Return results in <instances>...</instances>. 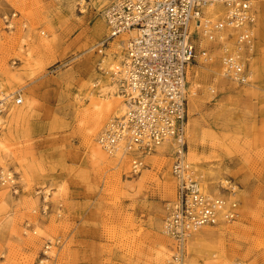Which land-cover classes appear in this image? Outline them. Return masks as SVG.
<instances>
[{"label":"rangeland","instance_id":"374dc122","mask_svg":"<svg viewBox=\"0 0 264 264\" xmlns=\"http://www.w3.org/2000/svg\"><path fill=\"white\" fill-rule=\"evenodd\" d=\"M259 2L252 86L223 85L213 76L197 85L193 119L202 133L199 147H188L189 162L198 173L193 153L209 187L217 183V196H230L223 180L237 187L241 218L205 227L198 252L187 246L186 264H264V0ZM106 7L71 14L57 0H0V98L12 94L7 106L24 114L5 123L0 135V175L2 161L14 163L8 168L14 184L0 181V264L39 263L47 240L58 243L56 264H157L171 255L173 242L164 234L176 198L171 154L152 166L149 157L159 148L137 175L128 161L115 167L111 159L92 157L109 122L107 105L114 102L96 99L87 87L116 54L112 44L99 53L108 34ZM115 60L118 65L122 58ZM18 92L24 99L19 106ZM7 220L9 227L1 228Z\"/></svg>","mask_w":264,"mask_h":264},{"label":"built area","instance_id":"2783aa9c","mask_svg":"<svg viewBox=\"0 0 264 264\" xmlns=\"http://www.w3.org/2000/svg\"><path fill=\"white\" fill-rule=\"evenodd\" d=\"M259 0H114L103 12L108 34L100 54L124 36L125 54L113 72L126 103V113L107 123L98 144L109 156L126 157L132 174L146 168V159L163 147L171 154L176 198L164 234L172 242L170 257L157 264H186L194 232L241 218L237 203L204 192L200 176L188 160L189 82L191 67L201 57L219 53L222 77L237 85L253 80L251 62L257 50ZM218 8L216 15L208 14ZM9 23L10 20L7 19ZM202 37L207 40L203 46ZM0 98V128L7 106ZM17 93L14 104H23ZM2 185L11 176L0 175ZM235 193L230 189L231 198ZM55 240H47L43 258L52 261Z\"/></svg>","mask_w":264,"mask_h":264},{"label":"bare ground","instance_id":"6f19581e","mask_svg":"<svg viewBox=\"0 0 264 264\" xmlns=\"http://www.w3.org/2000/svg\"><path fill=\"white\" fill-rule=\"evenodd\" d=\"M112 0H57V3L61 5L63 8H66L69 10L71 14L76 13V10L78 8L81 9V11L84 13L88 9L92 8H99L100 10H103ZM218 8H213L210 9L208 14H213L216 15L218 12ZM256 11L259 17H261V11L262 8L260 6V2H257L256 5ZM99 30L100 27H97ZM202 44L203 46L207 45V40L202 37ZM127 46V39L124 36H120L116 38L112 42V47L116 50V54L113 57L112 54H109L107 57L106 61V68H100L101 71H104L103 74H99L97 72H94L89 78L88 81V90L90 91V94H93L96 99L104 97V100H111L113 99V103L107 105L106 110L109 112V115L107 116V121L108 123L114 121L117 118H121L125 113H126V103L124 100L123 95L121 94L120 91V85L118 82L117 77L114 76L113 72L116 70L117 67V62L116 58L121 59L122 56L120 55L121 51L124 50ZM108 50V49H107ZM110 50V49H109ZM90 52H93V48L90 50ZM210 58H203L199 59L200 67L196 68L191 67L189 69L188 73V82H189V89H190V94H189V146L192 148L199 147V138L202 133V129L199 125V123L193 119V116L195 115L197 108H198V103L199 99L196 98V92L195 88H197V85H199L203 80H207L210 76H213L215 78L216 82H220L224 85V83L229 82L225 80L222 77V66L219 61V53L218 52H212L209 56ZM115 58V59H114ZM254 59L251 62V68L253 67V62ZM100 65L103 64V61H101ZM254 74V72L252 71ZM252 84V83H251ZM249 84V86H252ZM248 86V85H246ZM2 87V86H0ZM212 90V87H210ZM213 91V90H212ZM99 94H101L99 96ZM12 94L6 95L5 92H3V97L2 99L6 100V104L8 105L9 99L12 98ZM102 110H99L95 114V123L94 127H97L99 125V120L101 119L100 116L102 114ZM24 114L23 112H16L12 106H6L4 110V114L2 117V127L0 128V135L5 134V129H4V124L9 123L12 124L14 122H17L23 118ZM99 144H95L94 150H93V158L96 159V162L102 163L106 162L107 160H113L115 167H118V165H126L127 164V158L122 157L120 154L116 156H106V154L103 152ZM168 149L166 146L161 148L159 150L160 154H153L152 157H149V162L152 163V166H155L156 164H162L163 160L165 159L166 156H168V152L166 151ZM193 155V161L196 164V169L198 170V174L201 177V182L203 184V189L204 192L208 195L214 196L218 195L216 193L220 192L217 187V183H214L213 187H209V177L206 174V170L204 169L202 163ZM3 164V174H7L8 176H11V181L14 184V176L12 172L8 170L9 166L14 165L12 160H5L2 161ZM6 170V171H5ZM170 179L174 180L172 177V174H170ZM222 187H229L230 189H234L235 193L233 192L232 197L234 198H226L229 201L234 200L237 203V207H239V210L241 212V204H243V197H241L238 193V189L236 186L232 185V183L228 180H223L222 181ZM13 193V192H12ZM220 196V195H219ZM221 197V196H220ZM47 199V196H46ZM225 199V198H224ZM10 221L7 220L1 225V228L6 229L9 227ZM207 228V227H206ZM205 230V228L196 231L193 233L191 238L188 241V248L191 251V253L195 254L197 253L198 246L200 245V241L198 240L200 232ZM53 252V250H52ZM52 254V253H51ZM190 264H194V261L190 262Z\"/></svg>","mask_w":264,"mask_h":264}]
</instances>
